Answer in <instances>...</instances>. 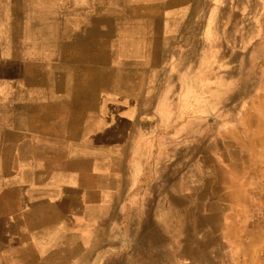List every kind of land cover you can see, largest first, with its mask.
<instances>
[{
  "label": "crops",
  "instance_id": "0c3cea01",
  "mask_svg": "<svg viewBox=\"0 0 264 264\" xmlns=\"http://www.w3.org/2000/svg\"><path fill=\"white\" fill-rule=\"evenodd\" d=\"M87 1L0 0V39L22 41L0 83V264H215L222 216L261 264L238 241L264 112L219 109L249 86L264 0Z\"/></svg>",
  "mask_w": 264,
  "mask_h": 264
},
{
  "label": "rangeland",
  "instance_id": "374dc122",
  "mask_svg": "<svg viewBox=\"0 0 264 264\" xmlns=\"http://www.w3.org/2000/svg\"><path fill=\"white\" fill-rule=\"evenodd\" d=\"M9 10V21L13 19L10 15V9ZM11 23H8L9 32L11 29ZM264 29V24H263ZM21 45L22 41H18ZM15 39H8V40H1L0 39V51H5V48L7 49V56L5 54L1 57L0 54V61L1 59H7L8 65L3 64L0 62V83L7 81L8 84L14 83L15 80V71H14V64H11L15 61V51L18 43ZM251 46L249 47V63H248V83L249 86L247 88H244L240 90L239 88L231 87L226 88L224 91V94L228 95L231 94V96H240L241 100H238L235 104H228V105H222L220 107V111H231L232 113L237 114H248L249 116L256 115L257 113L264 112V105H256V100H262L264 99V87H263V80H264V39L258 40V41H251ZM4 49V50H3ZM2 59V60H3ZM1 85V84H0ZM5 91L6 89H3L0 87V95H3L2 91ZM8 95H13L15 89L9 88ZM218 90V89H217ZM223 95V93H221ZM219 107V106H218ZM217 107V108H218ZM256 108H258V112L256 111ZM247 127L250 128H257V129H263L264 130V120H261L260 118H255L254 116L249 120H247ZM248 148L252 150H255L257 145H260L259 148V164L258 168H252V182H253V202H254V220H253V232H250V235L242 240L238 241L239 238V232L235 231L233 232L234 239L238 241V243L242 242L243 250L240 252L242 255L249 254L250 251L253 252L256 248H254V245L259 244L260 242L264 245V134L259 138L260 142H257L254 137H248ZM219 141V142H218ZM223 142L222 137H217V144H220V142ZM222 148H224L223 144L221 145ZM228 149V147H227ZM250 156V155H249ZM250 168V167H249ZM249 171V169H248ZM228 183V180L221 176L217 178V192L221 191L223 188V184ZM224 222L225 218L217 217L216 219V230H217V236L215 239V264H247L240 262L239 255L236 252L239 250V248H232L228 242L223 238V234L219 231L224 228ZM258 230H256L255 228ZM256 230V231H255ZM262 236V237H261ZM169 242V240H168ZM170 244L169 243V254L172 252L170 250ZM261 252V264H264V246L262 248H258ZM211 257L204 256V263L201 264H212ZM169 264H172V258L169 256Z\"/></svg>",
  "mask_w": 264,
  "mask_h": 264
},
{
  "label": "bare ground",
  "instance_id": "6f19581e",
  "mask_svg": "<svg viewBox=\"0 0 264 264\" xmlns=\"http://www.w3.org/2000/svg\"><path fill=\"white\" fill-rule=\"evenodd\" d=\"M82 1H84V0H82ZM85 1H87V0H85ZM95 1H96V0H95ZM22 2H23V1H22ZM35 2H36V0H35ZM70 2H71V1H70ZM113 2H114V1H113ZM113 2H112V3H113ZM119 2H120V1H119ZM119 2H118V3H119ZM62 3H63V2H62ZM67 3H68V1H67ZM75 3H76V2H75ZM77 3H78V2H77ZM87 3H88V1H87ZM95 3H96V2H95ZM95 3H94V4H95ZM28 4H29V3H28ZM30 4H31V2H30ZM45 4H46V3H45ZM48 4H49V3H48ZM48 4H46V5H48ZM80 4H81V3H80ZM90 4H91V3H90ZM41 5H42V4H41ZM69 5H70V4H69ZM78 5H79V4H78ZM159 5H160V4H159ZM28 6H29V5H28ZM71 6H72V5H71ZM79 6H80V5H79ZM105 6H106V5H105ZM29 7H31V5H30ZM41 7H42V6H41ZM43 7H44V6H43ZM45 7H46V6H45ZM74 7H75V6H74ZM76 7H77V6H76ZM76 7H75V8H76ZM120 7H122V6H120ZM101 8H102V7H101ZM111 8H112V7H111ZM130 8H131V7H130ZM47 9H49V8H47ZM72 9H73V7H72ZM83 9H84V8H83ZM115 9H116V8H115ZM36 10H37V9H36ZM52 10H53V9H52ZM79 10H80V9H79ZM104 10H105V9H104ZM110 10H111V9H110ZM116 10H117V9H116ZM118 10H119V9H118ZM50 11H51V10H50ZM53 11H55V10H53ZM106 11H107V10H106ZM106 11H105V12H106ZM121 11H122V10H121ZM125 11H126V9H125ZM33 12H34V11H33ZM57 12H58V11H57ZM69 12H70V11H69ZM145 12H146V11H145ZM152 12H153V11H152ZM29 13H30V12H29ZM34 13H35V12H34ZM131 13H132V12H131ZM146 13H147V12H146ZM149 13H150V12H149ZM149 13H148V14H149ZM163 13H164V12H163ZM31 14H32V13H31ZM135 14H136V13H135ZM135 14H134V15H135ZM155 14H156V13H155ZM50 15H51V14H50ZM153 15H154V14H153ZM130 16H132V15H130ZM140 16H141V15H140ZM144 16H145V15H144ZM157 16H158V15H157ZM26 17H27V16H26ZM153 17H154V16H153ZM30 18H31V17H30ZM54 18H55V17H54ZM154 18H155V17H154ZM29 20H31V19H29ZM29 22H30V21H29ZM29 22L27 21V23H29ZM23 23H24V22H23ZM50 23H51V22H50ZM52 24H53V23H52ZM27 25H28V24H27ZM57 25H58V23H57ZM25 26H26V25H25ZM23 27H24V25H23ZM26 27H27V26H26ZM24 28H25V27H24ZM28 29H29V28H28ZM58 29H59V28H58ZM37 30H38V29H37ZM50 30H51V29H50ZM52 30H53V29H52ZM41 32H42V31H41ZM41 32H40V33H41ZM48 33H49V32H48ZM50 33H51V32H50ZM35 34H36V33H35ZM44 34H45V33H44ZM42 36H43V35H42ZM99 43H100V42H99ZM62 44H63V43H62ZM62 44H61V45H62ZM102 45H103V43H102ZM57 46H58V44H57ZM78 46H79V45H78ZM99 46H100V45H99ZM98 48H99V47H98ZM62 49H63V47H62ZM77 50H78V49H77ZM77 50H76V51H77ZM98 50H99V49H98ZM17 51H18V50H17ZM59 51H60V50H59ZM61 51H62V50H61ZM68 51H69V50H68ZM71 51H72V50H71ZM108 51H109V50H108ZM109 63H110V62H109ZM106 72H107V71H106ZM103 73H104V72H103ZM110 74H111V73H110ZM111 75H112V74H111ZM113 75H114V73H113ZM131 77H132V76H131ZM131 77H130V78H131ZM127 81H128V79H127Z\"/></svg>",
  "mask_w": 264,
  "mask_h": 264
}]
</instances>
